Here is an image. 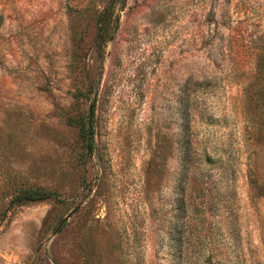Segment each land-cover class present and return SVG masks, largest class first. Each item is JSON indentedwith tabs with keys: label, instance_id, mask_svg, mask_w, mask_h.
<instances>
[{
	"label": "rangeland",
	"instance_id": "rangeland-1",
	"mask_svg": "<svg viewBox=\"0 0 264 264\" xmlns=\"http://www.w3.org/2000/svg\"><path fill=\"white\" fill-rule=\"evenodd\" d=\"M0 264H264V0H0Z\"/></svg>",
	"mask_w": 264,
	"mask_h": 264
},
{
	"label": "trees",
	"instance_id": "trees-1",
	"mask_svg": "<svg viewBox=\"0 0 264 264\" xmlns=\"http://www.w3.org/2000/svg\"><path fill=\"white\" fill-rule=\"evenodd\" d=\"M94 113V107L91 105L89 110V117L86 126L81 125L80 126V134L83 135L86 138V150L91 151L92 150V137L94 134V128L92 123ZM51 196V192H48L47 190L43 189H28L26 190L21 196L17 198L18 203H24V202H35V201H42Z\"/></svg>",
	"mask_w": 264,
	"mask_h": 264
}]
</instances>
